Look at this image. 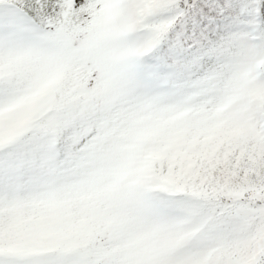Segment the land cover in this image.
Wrapping results in <instances>:
<instances>
[{
	"label": "snow or ice",
	"instance_id": "obj_1",
	"mask_svg": "<svg viewBox=\"0 0 264 264\" xmlns=\"http://www.w3.org/2000/svg\"><path fill=\"white\" fill-rule=\"evenodd\" d=\"M0 264H264V0H0Z\"/></svg>",
	"mask_w": 264,
	"mask_h": 264
}]
</instances>
